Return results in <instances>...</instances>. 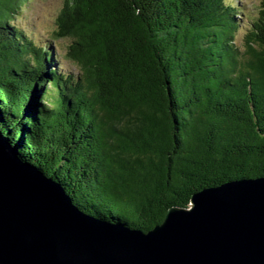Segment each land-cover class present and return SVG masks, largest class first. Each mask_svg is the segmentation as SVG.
<instances>
[{
    "label": "trees",
    "instance_id": "1",
    "mask_svg": "<svg viewBox=\"0 0 264 264\" xmlns=\"http://www.w3.org/2000/svg\"><path fill=\"white\" fill-rule=\"evenodd\" d=\"M32 1L0 0V134L81 211L147 232L264 176V0H63L76 72L13 23Z\"/></svg>",
    "mask_w": 264,
    "mask_h": 264
},
{
    "label": "water",
    "instance_id": "2",
    "mask_svg": "<svg viewBox=\"0 0 264 264\" xmlns=\"http://www.w3.org/2000/svg\"><path fill=\"white\" fill-rule=\"evenodd\" d=\"M0 264H264V176L204 188L142 232L81 211L0 134Z\"/></svg>",
    "mask_w": 264,
    "mask_h": 264
},
{
    "label": "rangeland",
    "instance_id": "3",
    "mask_svg": "<svg viewBox=\"0 0 264 264\" xmlns=\"http://www.w3.org/2000/svg\"><path fill=\"white\" fill-rule=\"evenodd\" d=\"M229 1L234 2V4L240 2L243 6L244 12L249 16H253L257 13L258 5L261 2V0ZM62 3L63 0H33L13 23L21 27L26 34L29 35V37H33L34 41L37 43L51 42L52 46L55 47L56 54L62 64L64 72H67L71 68L76 72L77 70L61 57V55L64 54L67 41L50 40L54 29V19L61 8ZM240 32H242V29L238 34H240ZM238 39H240V37Z\"/></svg>",
    "mask_w": 264,
    "mask_h": 264
}]
</instances>
